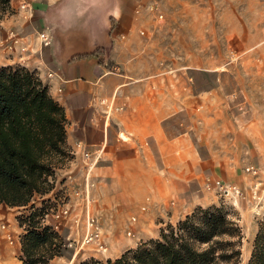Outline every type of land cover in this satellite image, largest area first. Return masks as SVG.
Wrapping results in <instances>:
<instances>
[{"label": "crops", "instance_id": "obj_1", "mask_svg": "<svg viewBox=\"0 0 264 264\" xmlns=\"http://www.w3.org/2000/svg\"><path fill=\"white\" fill-rule=\"evenodd\" d=\"M152 2L10 0L14 11L0 20V67L35 70L64 109L67 143L77 159L86 150L96 157L93 172L115 177L122 192H129L125 179L131 178L140 201L150 194L153 221L145 228L142 215L130 247L156 238L162 222L214 203L195 191L204 179L231 185L245 168H264V24L255 31V58L243 54L238 72L230 61L223 82L218 74L216 86L199 90L194 73L188 81L183 74L169 79L136 56L141 15L152 13ZM183 112L189 125L169 133L168 120ZM17 208L24 207L0 204V264H22Z\"/></svg>", "mask_w": 264, "mask_h": 264}, {"label": "rangeland", "instance_id": "obj_2", "mask_svg": "<svg viewBox=\"0 0 264 264\" xmlns=\"http://www.w3.org/2000/svg\"><path fill=\"white\" fill-rule=\"evenodd\" d=\"M263 1L153 0L152 13L144 12L141 15L143 23H139L137 42L142 43V46L136 56L150 59L154 73L156 70H164L169 79L172 77L174 80L180 74H183L186 80V75L191 76L193 73L196 80L203 78L199 74L203 71L192 70L193 65L214 69L212 72L207 71L209 75L204 78L206 81H201L200 89L216 86L218 82L215 78L221 74L220 80L223 82L224 66L227 64L230 68V61L233 71L236 69L238 72L243 54L245 58L249 52V57L255 58L257 53L254 48L258 40L255 31L264 24ZM13 11L10 7L0 20ZM246 47L249 48L248 51H245ZM243 69L254 71L255 66L244 64ZM168 85L172 87L170 82ZM189 122L190 117L183 112L168 120L167 131L173 133L185 129ZM65 133V154L56 160L49 177L54 188L43 197L35 196V205L38 207H41V202L44 201L43 215L37 217L42 224L55 223L52 214L59 207L66 205L69 208L67 217L60 221L59 227H53L64 235L67 256H57L48 264H76L89 258L113 259L121 251L134 248L143 242L130 247L139 238L138 222L142 220V215L146 217L143 218V224L147 228V224L153 221L150 214L156 205L148 207L146 200L150 194H145L141 201L138 199L139 195L135 194L136 190L133 188V179H125V185L129 186V192L126 193L122 192L121 186H116L117 179L112 175L93 172L91 165H85L83 162V153L82 157L79 155L80 160L77 159L75 148L67 143L66 125ZM195 191L201 195L208 193L215 202L205 206L197 205L187 214L199 206L223 207L241 227L239 264H248L255 235L264 220V168L256 169V173L245 168L243 175L231 185L209 177L204 179L202 188L197 184ZM184 198L187 199L188 195H184ZM17 211H21L17 216L27 213L24 208H17ZM133 217L135 220H132ZM90 219L98 226L99 237L86 241V234L91 232V227L87 228ZM113 221L118 223H114L119 226L117 233L111 230ZM160 221H163L162 218L157 217L156 222ZM176 222H162L159 232L161 228L169 224L175 225ZM23 232L22 227L19 230L20 235Z\"/></svg>", "mask_w": 264, "mask_h": 264}, {"label": "trees", "instance_id": "obj_3", "mask_svg": "<svg viewBox=\"0 0 264 264\" xmlns=\"http://www.w3.org/2000/svg\"><path fill=\"white\" fill-rule=\"evenodd\" d=\"M10 0H0V19ZM193 73V72H192ZM199 74L196 89L208 72ZM63 107L48 92L35 70L20 65L0 67V204L24 207L17 216L22 264H48L67 256L66 241L51 224L37 217L44 212L35 196L53 190L49 177L65 154ZM242 232L237 220L221 206L196 207L175 225L161 228L157 238L140 242L118 257L89 258L76 264H239ZM248 264H264V220L255 235Z\"/></svg>", "mask_w": 264, "mask_h": 264}, {"label": "built area", "instance_id": "obj_4", "mask_svg": "<svg viewBox=\"0 0 264 264\" xmlns=\"http://www.w3.org/2000/svg\"><path fill=\"white\" fill-rule=\"evenodd\" d=\"M12 35V33H11ZM41 36L43 37L42 38V42L46 45L48 43V39L46 37H44V35L41 33ZM51 73L48 74V76H50ZM83 159L85 161V165H88V166H93L95 164V159L96 157L95 156H91L90 153L88 151H83ZM247 171H252L253 173H256V170L255 169H250L248 168ZM216 184L218 185L219 182L217 181ZM220 187L222 188V185H220ZM224 191H227L226 189H224ZM77 193V192H76ZM68 210L69 208L64 205L62 207H59L55 213L52 214V217L55 219V223H48L51 224L54 228H58L59 225H60V221L62 219H64L65 217H67L68 215ZM48 220V219H47ZM132 220H135V218H132ZM91 227V232L87 233L86 234V241H89V240H92L93 238H98L99 237V229H98V226L95 224V222L93 221V219H90L89 223H88V226L87 228L90 229Z\"/></svg>", "mask_w": 264, "mask_h": 264}, {"label": "bare ground", "instance_id": "obj_5", "mask_svg": "<svg viewBox=\"0 0 264 264\" xmlns=\"http://www.w3.org/2000/svg\"><path fill=\"white\" fill-rule=\"evenodd\" d=\"M124 221H125V220H124ZM111 223H112V222H111ZM114 223H115V224H118L117 221H113V223H112L113 226H112L111 230L114 231V233H117V232H119V226L117 227L116 225H114ZM107 232H108V231H107ZM100 233H101V232H100ZM7 236L9 237L10 235H7ZM110 240H111V239H110ZM113 248H114V247H113ZM101 249H102V248H101Z\"/></svg>", "mask_w": 264, "mask_h": 264}]
</instances>
